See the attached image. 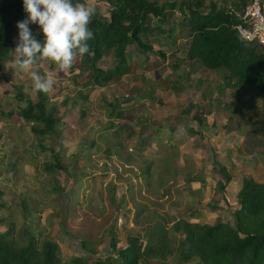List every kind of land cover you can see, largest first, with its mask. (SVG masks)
Returning a JSON list of instances; mask_svg holds the SVG:
<instances>
[{"label": "rangeland", "instance_id": "374dc122", "mask_svg": "<svg viewBox=\"0 0 264 264\" xmlns=\"http://www.w3.org/2000/svg\"><path fill=\"white\" fill-rule=\"evenodd\" d=\"M210 1L219 0L205 3ZM73 2L91 4L96 17L109 10L98 0ZM179 25L170 20L162 33L154 30L147 55L130 45L129 73L104 88L92 86L78 58L67 71L45 58L18 71V36L14 39L0 67V113L11 114L0 116V234L9 229L18 245L25 243L26 232L37 239L47 236L67 260L88 257V251L104 257L110 240L123 248L129 237H139L145 246L166 235L176 244L182 236L172 225L178 220L232 224L237 202L228 190L241 185L242 174L264 179V95L248 87L229 89L224 72L187 62ZM150 26L160 23L152 19ZM29 27L42 41L37 26ZM114 66L107 50L99 67ZM32 69L52 79L49 92L32 90ZM18 91L33 103L41 94L48 109L62 117L57 142L29 136L17 114ZM117 107L132 119L113 118ZM38 143L60 151L65 171L49 176L41 170L50 154L35 150ZM219 166L232 177L222 191L217 190L224 184ZM165 264L181 263L174 256Z\"/></svg>", "mask_w": 264, "mask_h": 264}, {"label": "trees", "instance_id": "16d2710c", "mask_svg": "<svg viewBox=\"0 0 264 264\" xmlns=\"http://www.w3.org/2000/svg\"><path fill=\"white\" fill-rule=\"evenodd\" d=\"M98 1L109 6L107 16L91 18L89 27L94 33V38L88 41L91 55L86 53L78 57L89 71L93 87L104 88L127 75L130 70L127 48L133 45L137 52L149 54L154 30L160 34L162 25L176 20L180 24L179 31L185 33L184 58L187 62H199L204 69L224 72L223 83L229 89L248 87L264 95V54L258 45L242 40L236 31L249 0H219L216 3L164 0L161 4L150 0ZM25 17L22 0H0V67L13 50L14 39L18 36L16 24ZM152 19L158 20L160 26H150ZM107 50L111 51L115 66L103 70L99 62ZM37 98L33 103L18 91L16 103L23 107L17 109V114L27 124L30 137L57 142L60 132L56 127L62 117L57 116L54 109H48L41 94ZM86 98L81 95L82 100ZM118 108L113 118L132 119ZM81 115L83 117L84 113ZM0 116L10 117L11 114L1 112ZM34 149L50 154L40 165L45 174L50 176L56 170L65 171L60 151L52 145L48 148L38 143ZM148 169L149 166L147 174ZM218 170L224 184L218 183L217 190L222 191L232 177L226 167L219 166ZM190 180L200 182L197 178ZM240 180L232 224L221 220L211 225L178 220L172 225L173 232L182 236L176 244L166 235L156 237L154 244L145 246L139 237H129L123 248H117L114 240H110L109 253L104 257L88 251L91 254L88 257L64 260L57 243L49 237L37 239L26 232L25 243L18 245L9 237L8 229L0 234V264H152L153 261L165 264L174 256L181 264L192 261L197 264H264V181L256 182L244 174L240 175ZM54 194L59 195V191L55 189Z\"/></svg>", "mask_w": 264, "mask_h": 264}, {"label": "clouds", "instance_id": "9594fccd", "mask_svg": "<svg viewBox=\"0 0 264 264\" xmlns=\"http://www.w3.org/2000/svg\"><path fill=\"white\" fill-rule=\"evenodd\" d=\"M26 17L17 22L18 42L14 49L18 71H25L45 58L60 71L69 70L84 54L91 55L88 41L94 38L89 27L96 9L73 0H22ZM35 24L43 39L37 40L29 25ZM32 90L47 93L53 81L32 69Z\"/></svg>", "mask_w": 264, "mask_h": 264}, {"label": "built area", "instance_id": "2783aa9c", "mask_svg": "<svg viewBox=\"0 0 264 264\" xmlns=\"http://www.w3.org/2000/svg\"><path fill=\"white\" fill-rule=\"evenodd\" d=\"M236 31L242 40L258 45L264 54V0H249Z\"/></svg>", "mask_w": 264, "mask_h": 264}, {"label": "crops", "instance_id": "0c3cea01", "mask_svg": "<svg viewBox=\"0 0 264 264\" xmlns=\"http://www.w3.org/2000/svg\"><path fill=\"white\" fill-rule=\"evenodd\" d=\"M176 170H177V169H176ZM176 170L174 171V175L176 174ZM239 179H240V178H239ZM262 181H264V179H263ZM262 181H256V182H262ZM239 182H240V181H239ZM238 185H239V187H238ZM239 188H240V183L235 184L233 190H232V189H229V190H228V191H229V194H230L231 192H233V193H235V195H236V193L238 192ZM228 191H227V192H228ZM225 194H226V193H225ZM235 209H236V208H235Z\"/></svg>", "mask_w": 264, "mask_h": 264}]
</instances>
